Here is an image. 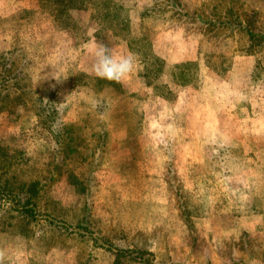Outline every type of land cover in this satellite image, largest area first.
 Segmentation results:
<instances>
[{"label": "rangeland", "instance_id": "374dc122", "mask_svg": "<svg viewBox=\"0 0 264 264\" xmlns=\"http://www.w3.org/2000/svg\"><path fill=\"white\" fill-rule=\"evenodd\" d=\"M60 1L0 0L5 264H264V0Z\"/></svg>", "mask_w": 264, "mask_h": 264}, {"label": "clouds", "instance_id": "9594fccd", "mask_svg": "<svg viewBox=\"0 0 264 264\" xmlns=\"http://www.w3.org/2000/svg\"><path fill=\"white\" fill-rule=\"evenodd\" d=\"M88 51L94 61L91 70L97 78L120 83L137 70L138 61L134 53L116 55L101 42L92 43ZM53 127L58 130L55 125ZM7 255L6 250L0 248V264H5Z\"/></svg>", "mask_w": 264, "mask_h": 264}, {"label": "crops", "instance_id": "0c3cea01", "mask_svg": "<svg viewBox=\"0 0 264 264\" xmlns=\"http://www.w3.org/2000/svg\"><path fill=\"white\" fill-rule=\"evenodd\" d=\"M254 141H256V137L251 136ZM260 186V179L257 178L254 181ZM255 184V183H253ZM221 220L225 222V231H226V238L229 237L231 234L232 236H237L239 233H250L256 234L260 232L263 228L264 224V209L259 211H252L247 216H224L221 217ZM234 226V228H233ZM225 236V235H224Z\"/></svg>", "mask_w": 264, "mask_h": 264}, {"label": "trees", "instance_id": "16d2710c", "mask_svg": "<svg viewBox=\"0 0 264 264\" xmlns=\"http://www.w3.org/2000/svg\"><path fill=\"white\" fill-rule=\"evenodd\" d=\"M73 0H61L59 4H62V8H65V6L68 4V2H71ZM62 13H58L56 14V17H58L60 19V16L66 12V9H61L60 10Z\"/></svg>", "mask_w": 264, "mask_h": 264}]
</instances>
